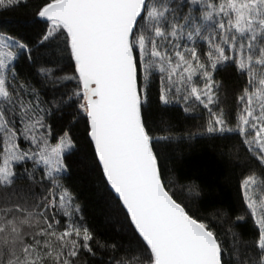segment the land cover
Wrapping results in <instances>:
<instances>
[{
	"label": "snow or ice",
	"instance_id": "6c2138e0",
	"mask_svg": "<svg viewBox=\"0 0 264 264\" xmlns=\"http://www.w3.org/2000/svg\"><path fill=\"white\" fill-rule=\"evenodd\" d=\"M21 8L0 24V264H264V0H0Z\"/></svg>",
	"mask_w": 264,
	"mask_h": 264
},
{
	"label": "trees",
	"instance_id": "16d2710c",
	"mask_svg": "<svg viewBox=\"0 0 264 264\" xmlns=\"http://www.w3.org/2000/svg\"><path fill=\"white\" fill-rule=\"evenodd\" d=\"M24 9L21 8L12 13H0V24H15L24 19ZM71 183L80 195L85 211L94 226L105 235H114L118 227L115 221L109 220V212L102 189L99 187L96 177L85 165L75 167L71 177ZM205 187V203L215 206H228L231 193L226 184L212 172L203 174Z\"/></svg>",
	"mask_w": 264,
	"mask_h": 264
}]
</instances>
